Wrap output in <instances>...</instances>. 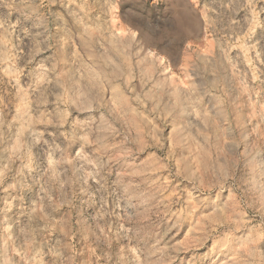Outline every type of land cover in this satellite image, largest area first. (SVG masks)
<instances>
[{
  "label": "clouds",
  "instance_id": "9594fccd",
  "mask_svg": "<svg viewBox=\"0 0 264 264\" xmlns=\"http://www.w3.org/2000/svg\"><path fill=\"white\" fill-rule=\"evenodd\" d=\"M0 264H264V0H0Z\"/></svg>",
  "mask_w": 264,
  "mask_h": 264
}]
</instances>
